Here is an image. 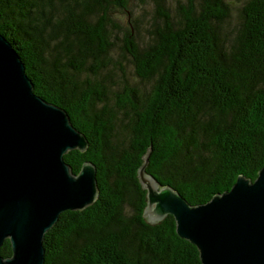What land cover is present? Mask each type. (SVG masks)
I'll return each mask as SVG.
<instances>
[{
  "label": "trees",
  "instance_id": "trees-1",
  "mask_svg": "<svg viewBox=\"0 0 264 264\" xmlns=\"http://www.w3.org/2000/svg\"><path fill=\"white\" fill-rule=\"evenodd\" d=\"M152 4L142 26L114 17L129 0H0V34L17 51L34 93L67 111L86 151L64 160L97 169L98 197L63 212L45 235L44 264H202L168 215L144 216L146 174L191 206L229 191L264 166V0H247L234 33L226 0H187L176 13ZM149 83L141 90L126 80ZM4 258L12 255L6 240Z\"/></svg>",
  "mask_w": 264,
  "mask_h": 264
},
{
  "label": "water",
  "instance_id": "water-1",
  "mask_svg": "<svg viewBox=\"0 0 264 264\" xmlns=\"http://www.w3.org/2000/svg\"><path fill=\"white\" fill-rule=\"evenodd\" d=\"M87 147L67 111L34 93L23 61L0 34V264H44L43 241L60 215L94 204L95 165L85 163L75 175L64 160ZM147 162L139 179L150 224L172 215L178 236L197 247L202 264H264V166L255 181L241 175L229 191L191 206L146 174ZM6 240L12 255L4 258Z\"/></svg>",
  "mask_w": 264,
  "mask_h": 264
},
{
  "label": "rangeland",
  "instance_id": "rangeland-1",
  "mask_svg": "<svg viewBox=\"0 0 264 264\" xmlns=\"http://www.w3.org/2000/svg\"><path fill=\"white\" fill-rule=\"evenodd\" d=\"M187 0H168V6L173 13H176L178 10V6L181 3H185ZM247 0H226V2L230 6V18L225 24V29L234 33L238 23H239V15L240 9L243 4ZM129 9L133 11V16H129L128 13L124 12H116L114 17L117 18L123 26H126L131 18L136 20L141 26V36H146V28L149 26L152 17L154 16V9L152 4L143 3L141 0H129ZM125 69L124 76H122L121 72H118V77L116 79L121 80L123 77L128 80V82L134 86H138L141 90H148L150 87L149 83L141 82L135 75L133 67L126 61H122Z\"/></svg>",
  "mask_w": 264,
  "mask_h": 264
}]
</instances>
